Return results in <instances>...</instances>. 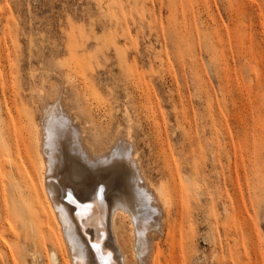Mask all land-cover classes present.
I'll use <instances>...</instances> for the list:
<instances>
[{"label": "rangeland", "instance_id": "rangeland-1", "mask_svg": "<svg viewBox=\"0 0 264 264\" xmlns=\"http://www.w3.org/2000/svg\"><path fill=\"white\" fill-rule=\"evenodd\" d=\"M34 87L58 88L96 147L134 116L143 171L177 190L153 264H264V0H0V129L26 126L39 175ZM7 204L0 264H48L51 218Z\"/></svg>", "mask_w": 264, "mask_h": 264}, {"label": "bare ground", "instance_id": "bare-ground-1", "mask_svg": "<svg viewBox=\"0 0 264 264\" xmlns=\"http://www.w3.org/2000/svg\"><path fill=\"white\" fill-rule=\"evenodd\" d=\"M33 92L41 111L37 125L40 172L38 175L33 170L28 129L25 125L17 127L10 116L6 131L0 129L3 218L19 213L14 205L7 204L16 195L36 202L38 216L44 213L52 222L45 236L50 242L48 264H153L159 250L154 239L163 222L162 215H166L164 221L169 220L165 192L170 190L174 195L177 190L174 186L164 192L143 171L131 132L134 116L124 109L125 132L115 131L105 147L98 148L84 138L85 123L81 127L78 124L80 110L65 105L58 88L50 99L43 88L34 87ZM7 112L9 116L8 108ZM70 162L79 163L80 174L70 175ZM105 166H109L108 172H101ZM68 193L72 194L71 200ZM85 204L92 207L85 209ZM120 217L127 221L130 254L121 240ZM93 244L98 247L93 248Z\"/></svg>", "mask_w": 264, "mask_h": 264}, {"label": "snow or ice", "instance_id": "snow-or-ice-1", "mask_svg": "<svg viewBox=\"0 0 264 264\" xmlns=\"http://www.w3.org/2000/svg\"><path fill=\"white\" fill-rule=\"evenodd\" d=\"M102 190H103V188H102V186H101V191H102ZM71 198H72V194H71V193H68V199L71 200ZM83 207H84L85 209H88V208H91L92 205H91V204H85V205H83ZM92 247H93V248H97L98 245L93 244Z\"/></svg>", "mask_w": 264, "mask_h": 264}]
</instances>
